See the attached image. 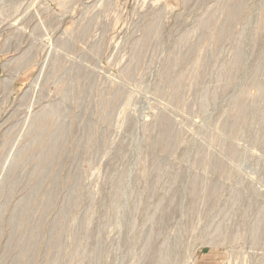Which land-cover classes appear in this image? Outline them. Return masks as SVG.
I'll return each instance as SVG.
<instances>
[{
    "label": "rangeland",
    "instance_id": "1",
    "mask_svg": "<svg viewBox=\"0 0 264 264\" xmlns=\"http://www.w3.org/2000/svg\"><path fill=\"white\" fill-rule=\"evenodd\" d=\"M0 264H264V0H0Z\"/></svg>",
    "mask_w": 264,
    "mask_h": 264
}]
</instances>
